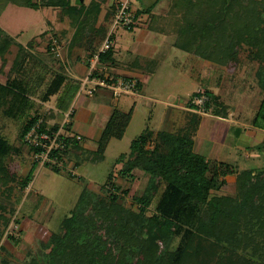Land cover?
Segmentation results:
<instances>
[{"label":"rangeland","instance_id":"obj_1","mask_svg":"<svg viewBox=\"0 0 264 264\" xmlns=\"http://www.w3.org/2000/svg\"><path fill=\"white\" fill-rule=\"evenodd\" d=\"M124 1L126 0H82L81 4L89 8L91 14L83 18L78 26L62 14L61 9L45 7L46 0H33L39 5L37 9L8 5L0 17V28L16 42L8 48L4 57L0 56V85L10 88V91L13 89L16 95L14 97V94H7L6 97L5 95L0 97V140L5 143V149L0 154V163L5 170L3 175L8 183L6 187H1L0 184V264H31L30 255L40 258L42 264H48L47 246L51 242L48 232L61 234L64 220L73 215L77 204L81 202L84 190L89 192L86 197L92 198L82 202L84 210L88 207L98 208L95 201L100 200L101 204L98 206L103 207L102 204L108 198V194L101 191V187L110 173L114 174V182L120 188L119 204L127 210L128 215L139 213V205L133 201V197L144 194L148 177L137 170L134 172V180L121 178L119 170L122 165L116 166V160L123 154H129L132 142L147 129L172 131V128L162 123L163 116L169 109L172 114L178 115L180 106L185 104L187 99V104L190 101V94L197 91L198 87H205L202 82L198 84L186 72L188 64L184 61L181 52L177 50L167 52L162 61L160 60L161 66L156 68V75L151 80V84H154V92L150 96L156 98L153 107L148 109L142 102L137 101L136 109L134 106L130 109L134 112L133 119L123 139L110 141L103 161H95L94 157H97L95 152H98L97 143L94 140H87L83 145L90 150L80 153V148L73 146L69 155L64 158L67 166L61 174L54 173L50 168L38 166L33 173L32 183L26 189L23 188L24 178L35 163L31 148L21 137L24 125L31 118L43 115L49 126H64L65 132L71 135L72 121L70 120L69 123L65 116L68 111H64L62 116L63 113L58 108L61 93L57 97L59 99L51 97L48 104L43 103L41 98L55 78L66 71L61 59L64 54L66 56L67 53L68 57L83 58L81 56L87 51L89 67L92 57L104 48L107 40L110 39L111 48L114 50L115 39L117 45L122 46L133 38L135 29L114 30L112 27L113 9L115 10ZM197 1L198 6L203 7V0ZM215 1L217 0H207L204 3L215 7L216 5L213 4ZM240 1L248 5L251 0ZM76 2L77 0L71 1L74 5ZM130 2L134 11L145 10L150 5L139 7L138 5H142L140 1L130 0ZM94 3L100 6L97 14L94 13ZM169 6L177 5L174 2ZM262 19L264 29V14ZM90 39L93 40L92 51L86 49ZM53 40L58 41L62 47L60 55L51 51L50 44ZM240 45L239 51L234 56L236 60L226 66L213 63L212 69L208 70L216 75L213 83L220 90V100L229 104V111L221 112L216 104L219 101L216 100L214 114L220 116L223 114L222 117L226 120L222 121L213 114L199 115L203 121L198 143L200 146L203 139H206L205 150L207 153L211 152L210 157L213 159H216L215 155L224 159L227 153L234 151L228 158L230 164L237 165L240 172L248 169H256L260 172L264 171V154L257 149V146L263 142L264 132L252 129L251 121L264 96L257 77L263 62L257 59L254 47L245 43ZM168 60L169 63L166 62ZM200 62L202 63L201 58H199V76L203 67ZM103 65L101 62L97 65L98 74L101 73ZM215 71L218 73L216 74ZM202 79L204 81V76ZM20 93L25 94L29 102H22ZM132 100L126 99L127 104L124 103L122 106L129 109ZM236 108L238 112L235 111ZM77 161L83 164L76 167L79 166ZM226 180L227 184L220 190L214 191L212 195L238 200L240 195L238 177L234 175ZM159 200L160 194L148 209L146 213L148 217L156 213ZM43 229L48 232H44ZM240 231L243 233L244 230L240 229ZM184 236L185 232L182 230L171 237L165 248L170 252L176 251L184 243ZM259 244L264 246V241Z\"/></svg>","mask_w":264,"mask_h":264},{"label":"trees","instance_id":"obj_2","mask_svg":"<svg viewBox=\"0 0 264 264\" xmlns=\"http://www.w3.org/2000/svg\"><path fill=\"white\" fill-rule=\"evenodd\" d=\"M46 1L45 7L61 9L62 14L77 26L91 14V10L81 4L82 0H77L75 5L71 3L72 0ZM173 1L177 5L175 7L191 11L192 14L187 16L199 21V41L195 53L202 60L226 66L236 60L234 56L240 49V43L254 47L257 59L263 62L257 77L259 88L264 92V0H251L248 5L240 0H217L213 4L218 7L208 6V3H204L207 0H203V7L198 6L197 0ZM8 5L29 9L39 7L33 0H0V17ZM93 5L97 14L100 6L96 3ZM115 12L113 9L112 13ZM146 12L150 13V10ZM142 13L144 11L138 12L137 18ZM90 40L86 47L88 51L93 50V40ZM15 44L13 38L0 28V56L4 57L8 48ZM113 55L111 48L100 54V62L114 65ZM65 83L64 74L56 77L42 101L47 103L51 97L61 93L58 108L68 111L72 99L65 103L68 92V84ZM9 89L0 85V97L14 94L13 89ZM205 91L210 97L207 113H215V96L208 89ZM19 95L22 102H29L25 94ZM133 113V109L126 113L114 109L97 142L95 161L104 160L105 150L112 139H123ZM200 116H195L193 123L178 132H153L147 129L134 140L129 154L121 155L115 165H122L119 176L123 179L134 180L137 170L148 177L144 194L133 197V201L139 205V213L128 215L127 210L119 204L120 188L114 182V174L110 173L101 187V191L108 194L103 207L98 206L100 200L95 201L98 208L88 207L84 210L82 202L89 198L86 197L89 192L84 190L73 215L64 220L60 235L43 229L50 233L51 239L47 246L48 264H264V246L259 244L264 241V171L248 169L240 172L236 165L227 162L211 165L203 155L195 153L194 138L201 124ZM37 119L38 116H35L24 125L23 140ZM252 126L264 131V96ZM59 128L52 126L53 131ZM76 137L69 135L68 146L59 157L66 158L73 146L86 152L81 150V142ZM4 149L5 143L0 140V154ZM257 149L264 154V140ZM37 167L35 162L24 178L23 188L32 183ZM46 167L56 174L64 171ZM4 172L0 163L1 187L8 185ZM234 175L238 177L240 188L238 200L212 195L227 184L228 177ZM159 194L156 213L148 217L146 213ZM240 229L244 230L243 233ZM182 230L185 232L184 243L176 251H168L165 244ZM29 257L31 264H42L40 258Z\"/></svg>","mask_w":264,"mask_h":264},{"label":"crops","instance_id":"obj_3","mask_svg":"<svg viewBox=\"0 0 264 264\" xmlns=\"http://www.w3.org/2000/svg\"><path fill=\"white\" fill-rule=\"evenodd\" d=\"M137 1H140L142 3V5H138L139 7H145L149 4L150 5L145 10L135 11L136 14L142 11H144V13H142V15H139L138 17L137 26L133 31V38L129 39L128 43L122 46L117 45V39H115V48L113 55L115 63L114 65L112 63H106L102 66V70L104 71L102 72L101 70L102 73H106L107 75L113 74L126 78L137 79L139 82V87L138 92L135 95L115 98L109 90L105 89L99 90L93 96L83 95L80 92V87L81 81L87 75V70L89 68L86 55L87 51L85 50L86 52H84V55L81 56L83 58H79L78 56L68 57L67 53L66 56L64 54V57L61 58L63 66L66 70L64 71V75L66 76L65 84H68V92L65 97V103H67L68 100L72 99L69 102L68 110H70L71 108L74 109L70 136L82 137L81 143L79 145L81 147V150L87 152L88 150H90L83 145V143L87 142V140H94L96 143L100 140L103 130L107 125L106 123H108V121L110 120L115 108L126 113L129 112L130 109L133 108V106L136 109V107L138 106L137 101L142 102V104L144 106H147L148 109H151V107H153V101H155L156 98L150 96V94L154 92V84H151V80L152 78L154 79V76L156 75V68H159L158 66L160 65V60L165 57V54L167 52H171V50H177L181 52V54H183L184 61L188 64V69L186 72L190 74L191 78L197 81L198 84L202 82V84L205 85V87L201 86L200 88L208 89L211 95L215 96V100L219 101V103L216 104L218 105L220 111H229V104L224 103L220 100V90L217 85H214L213 83V80L216 79V75L213 74V72H209L210 69H212L211 67L213 63L202 60V63H200L205 70L202 67V73L199 76L200 57L195 53L199 41V21L195 17L193 18L187 16L188 14H192V12L187 9H178L175 6H169V4L174 3L173 0ZM147 10H150V13H147ZM187 11H189V13ZM186 19L190 21L187 22ZM166 62L169 63V60ZM217 73L218 72H216V74ZM201 76H204V81ZM200 88L198 87L197 91ZM197 91H194L192 94H190L189 98H192L193 94H196ZM58 95H55L53 98L59 99L57 98ZM130 98L133 99L131 101V106L128 105L129 109H126L123 107L124 103L127 104L125 100H128ZM187 101L185 104L180 106V112L178 115H175L174 113L172 114V111L169 109L168 112L163 116L164 122L162 123L168 126V128H172V131L159 130L153 132H176L177 130L180 131L186 128L189 124L193 123L192 121L194 120L195 116L199 117V114L194 112L192 107L189 105V102L187 104ZM48 102L50 103V101ZM216 104H214V106ZM60 111L63 113L62 116H64V110ZM235 111L238 112V108H236ZM210 114H213V116L219 118L222 121L226 120L224 117H222L223 114H221L220 116L214 113H208L205 116H208ZM202 119L200 121V127L202 125ZM251 122H253V119ZM200 127L198 126L194 138L195 145L193 149L195 153L203 155L206 158L207 162H209L210 164H216L218 162L230 163L228 157L232 153H234V151L227 153L224 159L219 157V155H215L216 159H213L212 157H210L212 156L211 152L209 151L210 153H207L205 150L207 145H205L204 140L206 141V139H203L199 146L198 139ZM252 129L256 131L258 130L255 128ZM258 131H261L262 133L264 132L262 130ZM237 136L239 135L237 134ZM72 165L75 167L74 163H72ZM80 166L81 165L76 167Z\"/></svg>","mask_w":264,"mask_h":264},{"label":"built area","instance_id":"obj_4","mask_svg":"<svg viewBox=\"0 0 264 264\" xmlns=\"http://www.w3.org/2000/svg\"><path fill=\"white\" fill-rule=\"evenodd\" d=\"M138 23V18L132 8L130 0L121 2L113 16L112 27L113 29H125L132 31ZM51 51L57 55L61 54L62 47L58 41L52 42ZM111 49L110 39L105 42L104 48L91 59L87 75L81 81L80 92L86 96H93L99 90H109L113 97L120 98L122 96L135 95L138 92L139 82L134 78H126L123 76L97 73V65L100 62V54L106 53ZM210 102V97L206 91L200 89L191 98L190 105L195 113L205 116L207 115V105ZM69 123L73 120L74 109L71 108L65 114ZM71 120V121H70ZM44 127H46L44 129ZM67 134L64 126L60 127L57 131H53L52 127L48 125L43 115H39L35 124L32 125L30 130L25 134L24 142L31 148L35 162L39 167H56L62 170L66 169V161L64 158L59 157V154L66 149ZM78 141L82 137L77 136Z\"/></svg>","mask_w":264,"mask_h":264}]
</instances>
